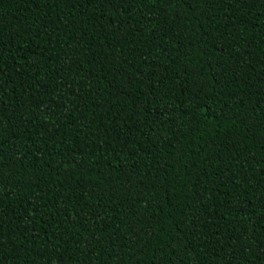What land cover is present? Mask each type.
<instances>
[{
	"label": "trees",
	"instance_id": "trees-1",
	"mask_svg": "<svg viewBox=\"0 0 264 264\" xmlns=\"http://www.w3.org/2000/svg\"><path fill=\"white\" fill-rule=\"evenodd\" d=\"M0 264H264V0H0Z\"/></svg>",
	"mask_w": 264,
	"mask_h": 264
}]
</instances>
